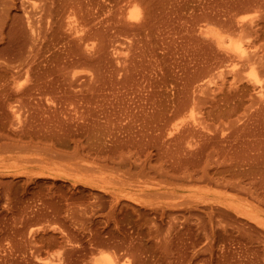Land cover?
Returning a JSON list of instances; mask_svg holds the SVG:
<instances>
[{"label": "rangeland", "instance_id": "rangeland-1", "mask_svg": "<svg viewBox=\"0 0 264 264\" xmlns=\"http://www.w3.org/2000/svg\"><path fill=\"white\" fill-rule=\"evenodd\" d=\"M0 264H264V0H0Z\"/></svg>", "mask_w": 264, "mask_h": 264}, {"label": "bare ground", "instance_id": "bare-ground-1", "mask_svg": "<svg viewBox=\"0 0 264 264\" xmlns=\"http://www.w3.org/2000/svg\"><path fill=\"white\" fill-rule=\"evenodd\" d=\"M206 32L208 31V29L207 30H205ZM209 33H210V31H208ZM215 37H216V35H215ZM219 37V36H218ZM221 40V37L220 38H218V40ZM236 39H238V38H236ZM239 39H240V36H239ZM222 40H223V37H222ZM221 40V41H222ZM233 40H235V38L233 39ZM240 40H242V36H241V39ZM220 41V42H221ZM224 41H225V39H224ZM230 41H232V38L230 39ZM236 41V40H235ZM243 41V40H242ZM217 42H219V41H217ZM226 42V41H225ZM222 43V46H223V44H225V46H228V49H229V52H235V54L236 55H238L239 57H244V58H247V56L250 54V53H247V52H249V50L248 51H246L245 50V48L247 49V47H242L243 45H239V43H240V41L238 42V41H236V42H238V44L237 43H235L234 41L233 42H229L228 44H226V43ZM220 47H221V44H220ZM224 47V46H223ZM227 48V47H226ZM225 49V48H224ZM228 49H226V50H228ZM248 49H249V47H248ZM231 50V51H230ZM250 56V55H249ZM248 56V57H249ZM234 66H235V64H234ZM233 68V67H232ZM252 71V70H251ZM253 72H254V70H253ZM252 72V74L251 75H253V77L255 78V73H253ZM249 73H251V72H249ZM250 76V75H249ZM257 79V78H256ZM256 81V80H255ZM257 82V81H256ZM259 82V81H258ZM56 177V176H55Z\"/></svg>", "mask_w": 264, "mask_h": 264}]
</instances>
